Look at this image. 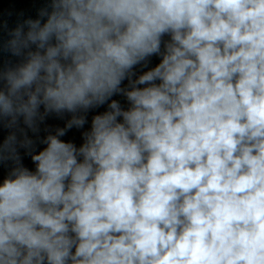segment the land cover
I'll return each mask as SVG.
<instances>
[{
	"label": "clouds",
	"instance_id": "1",
	"mask_svg": "<svg viewBox=\"0 0 264 264\" xmlns=\"http://www.w3.org/2000/svg\"><path fill=\"white\" fill-rule=\"evenodd\" d=\"M39 17L0 71V264H264V0H50ZM89 113L79 146L61 139ZM53 114L36 152L21 119L38 134Z\"/></svg>",
	"mask_w": 264,
	"mask_h": 264
}]
</instances>
